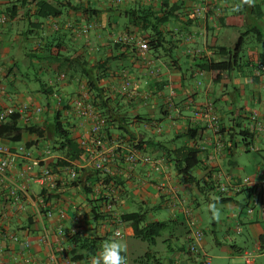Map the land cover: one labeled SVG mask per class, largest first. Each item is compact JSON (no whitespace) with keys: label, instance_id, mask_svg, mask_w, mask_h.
Wrapping results in <instances>:
<instances>
[{"label":"crops","instance_id":"obj_1","mask_svg":"<svg viewBox=\"0 0 264 264\" xmlns=\"http://www.w3.org/2000/svg\"><path fill=\"white\" fill-rule=\"evenodd\" d=\"M46 1L56 7L60 15L40 19L33 0H0V13L6 14L8 7L17 9L15 17L6 14V22L0 23V110L26 102L44 108L29 121L17 112L1 122L0 140L12 149L26 146L46 164L58 156L47 140L29 129L31 126L47 128L61 112L77 124L76 136L87 132L90 121L72 109L86 80L71 77L67 57H72L74 52L82 55L87 52L88 66L101 65L104 70L106 53L111 57L105 70L110 77L102 78L100 84L107 87L112 96L126 97L118 88L122 71L128 70L129 78L141 90H149L146 99L132 98L135 100L132 113L142 117V122L134 127L141 142L139 139L133 142H138L144 153L164 159L158 168L141 161L126 162L128 169L123 174H114L126 180V190L117 202L118 212L144 210L151 220L168 221L169 234L162 240L165 249L159 252L171 264H202L201 258L188 250V235L192 228L202 229L203 238L207 233H216V219L207 222L202 217L203 208L215 202L232 207L226 238L240 227L241 234L247 231L248 239L254 241V249L259 246L264 234V207H255L251 215L246 213L256 193L252 186L236 189L248 176L236 174L235 165L238 153L250 149L244 146L240 133L251 124L252 112H258L264 127V70L261 75L256 74L258 65L264 63V0H212V10L223 18L217 27L202 15L192 20L187 16L182 20L169 19L162 29L173 51L161 54L145 52L137 44L136 52L127 51L125 47L114 51L108 48V42L124 43L126 41L120 40L122 35L136 34H132L130 27L133 26L125 9L140 0L121 3L114 0ZM190 4L197 10L199 0H192ZM89 7L97 8L90 17L83 11ZM55 23L58 29L54 28ZM253 33L257 44L245 51L243 47L236 57L234 71L228 78L216 82L202 65L212 60H233L234 47L241 35L249 38ZM59 43L62 48L59 53H53ZM236 71L238 77L234 75ZM62 73L66 77L58 80ZM244 83L251 88L246 98L253 102L252 107L236 103L239 97H245ZM56 92L60 101L54 95ZM14 116L16 121H13ZM150 121L161 130L158 131L156 125H147ZM215 124L219 125L220 133L214 131ZM255 140V150L263 151L264 128H256ZM121 146L126 152L127 146ZM182 147L198 151V165L190 174L200 181L203 189L187 180L172 164L168 150ZM119 162L114 164L115 172L120 168ZM28 163L27 159H22L0 174V264H69L68 234L78 231L107 234L111 228L89 218L90 203L83 189L65 186L69 174H58L61 186L51 193L35 181L33 174L23 173ZM38 170L34 168L35 172ZM250 179L253 182L264 180V163L257 165ZM22 182L28 183L27 193L18 189ZM222 185L227 186L225 191L221 190ZM51 194L55 196L49 197ZM47 208L53 210V216L44 215ZM161 208L166 209V217L154 215V211ZM209 211L213 216L211 205ZM122 229L126 236H134L128 223H124ZM233 242V249H237V242ZM202 246L207 253L204 239ZM261 253L264 248L258 255ZM123 255L127 264H140L137 261L140 255L134 257L126 251ZM92 259L77 261V264H92ZM207 259L214 264L208 253Z\"/></svg>","mask_w":264,"mask_h":264},{"label":"trees","instance_id":"obj_2","mask_svg":"<svg viewBox=\"0 0 264 264\" xmlns=\"http://www.w3.org/2000/svg\"><path fill=\"white\" fill-rule=\"evenodd\" d=\"M190 3H192V0H148L147 2L140 0L136 5L129 6L125 9V13L128 16L130 25L133 26L130 27L132 34L133 32L136 33L133 34L134 40L124 43L119 40L117 42H108V48L110 51H114L117 48L125 47L127 51L136 52L135 38L139 36L148 40L149 50L153 54L172 53L173 48L167 44L169 41L167 40V34L162 29V25L171 18L182 20L187 16L192 20L197 17L196 8L195 6L192 7ZM33 4L37 7L36 15L40 19L60 15V11L46 0H33ZM83 11L85 15L88 14L90 17L97 12V8L89 7ZM4 12L12 18L17 15L15 6L13 8L8 7ZM217 20L220 23L223 22V18L220 16L217 17ZM245 37V34L241 35L236 42L234 47L235 58L233 60H212L202 65L204 69L212 73L216 82L228 78L234 71L236 57H238L239 51L243 49L246 42ZM54 48L53 53H59L62 45L60 43L56 44ZM86 56L87 52L84 55L74 52L72 57L68 56L67 58L71 64V77L78 76V78L86 80V87L90 94L88 100L92 103L98 115L105 119V125L101 133L110 140L113 135L117 134L118 139L122 142L131 144L138 139L141 142L134 129L136 124L142 122V117L132 113L135 100L126 98L121 94L112 96L108 88L100 84L102 78L110 77L105 70L108 68L107 62L111 57L105 53L104 60L106 63L103 64L104 70H101V65H96L97 67L95 68L88 66L89 62ZM16 119V116H14L13 121H16ZM76 127L77 124H73L69 116L58 112L51 125L47 126V128L39 129L31 126L29 131L35 132L41 138L47 140L50 149L59 154L55 158L48 160L47 165L55 174H69L65 186L70 189L75 187L83 189L90 203L89 218L93 222L100 223L106 216L103 205H108L107 193L115 190L118 191V196L120 197L126 190V180L120 176H114V174H123L128 169L125 161L126 152L119 148L117 159L120 161V168L114 173L97 170L91 165H86V159L83 156L84 149L78 141L79 137L75 135ZM14 132L20 133L18 130ZM240 134L246 136L248 132L243 129ZM243 141H245V138ZM168 152L174 167L184 173L187 180L194 182L203 189L204 187L201 186L200 181L190 174L192 168L198 165V151L193 148L182 147L169 149ZM70 169L75 170L76 178H71L70 174L72 172H70ZM101 180L103 182L98 184ZM59 186H61V181L57 183V187ZM59 192L61 193L62 190H58ZM54 196V194L49 195V197ZM120 216L124 223H128L133 228L134 237L150 245V249L140 256L139 260L137 259L140 264H171L170 261L164 260L159 251L151 248L157 244V239L162 236L163 231L168 229V221L151 220L148 212L144 210L122 212ZM110 238H113L110 233L84 234L78 231L68 234L70 242L69 257L72 261H84L93 258L101 245ZM260 246L264 248V234L260 237Z\"/></svg>","mask_w":264,"mask_h":264},{"label":"built area","instance_id":"obj_3","mask_svg":"<svg viewBox=\"0 0 264 264\" xmlns=\"http://www.w3.org/2000/svg\"><path fill=\"white\" fill-rule=\"evenodd\" d=\"M116 3H121L124 0H114ZM197 15L204 16L213 26L217 27L219 22L217 17L219 14L215 13L212 10V0H199V6L196 10ZM7 20V15L4 13H0V23H4ZM54 28L58 29V23L54 24ZM134 40V36L127 33L122 35L120 40L129 41ZM136 44L139 48L143 51L149 50V43L148 40L143 39L141 37H136ZM264 70V63H260L256 68V74L261 75V71ZM66 77L65 73L60 74L57 79L62 80ZM121 84L118 89H120L121 93L124 94L126 97L135 98L141 97V99H146L149 95V90H141L136 83H134L129 78L128 70H123L121 75ZM148 84V82H146ZM82 93L80 96L75 100L74 104L72 105V109L76 110L79 115L85 116L90 121V127L87 132L80 134L78 137V141L84 149L83 156L86 159V165H91L97 170H103L106 172L114 173V164L118 162L117 153L121 146L126 147V155L125 161L128 164H134L137 161H141L144 164H149L158 168V166L164 163V159L161 157H153L150 154L144 153L142 147H138V142H132L131 144L127 142H122L118 139V136L113 135L111 140L104 134H102V130L105 125V119L100 117L93 107L92 103L88 100L89 97V90L86 87V84H83ZM55 97H57L58 101H60V95L56 92ZM171 103V101H169ZM44 108L41 105L32 106L28 102L22 103L19 106H9L5 109L0 110V123L5 121L7 118L11 117L12 115L16 114L17 112H21L28 121L34 114L42 113ZM251 117V124L246 128L248 134L244 136V146L250 149H256V128L263 130V125L259 121V114L258 112H252L250 115ZM147 125L155 126L156 123L153 121L148 122ZM157 130L160 131L161 127L157 126ZM214 131L216 133H220L219 125H214ZM126 143V144H125ZM22 159H27L29 163L26 165L25 170L23 173L33 174L35 181H38L42 185H44L48 192L53 193L54 189L57 187V183L59 181L58 174L52 172L51 168L44 163L42 159L36 157L33 152L28 150L26 146L20 145L15 149H12L9 145L4 143L0 140V174H4L10 167H14L18 164V162ZM38 167L39 170L37 172L34 171V168ZM71 178H76L77 174H75L74 169H70ZM32 177V176H31ZM103 181H99L98 184L102 183ZM236 186V185H235ZM252 186L255 189L256 197L250 201L247 206L246 213L251 215L255 207H264V180L261 182H253L250 178H246L244 181H241L236 186L237 190H241L244 187ZM21 193H27L29 190L28 183L22 182L18 187ZM227 189L226 185L221 186V190L225 191ZM108 199V205H103L105 210V218H103L100 222L105 227L109 226L111 228V236L113 238H120L124 236V231L122 226L124 224L123 220L121 219L120 213L118 212L116 206L119 200L118 194L115 190H112L110 193L106 195ZM116 204V205H115ZM44 215L47 217L53 216V210L50 208L45 209ZM237 233H241V228H237ZM204 233L200 228H192L188 235V250L191 253L198 255V257H202V264H210V261L207 259V253L204 251L202 246ZM261 246H257L253 250H245L242 253V257L246 264H255L254 257L257 255L260 250ZM203 254V255H201ZM127 261V258H125ZM69 264H77V261H72L70 259ZM127 264V262H126Z\"/></svg>","mask_w":264,"mask_h":264},{"label":"rangeland","instance_id":"obj_4","mask_svg":"<svg viewBox=\"0 0 264 264\" xmlns=\"http://www.w3.org/2000/svg\"><path fill=\"white\" fill-rule=\"evenodd\" d=\"M256 34H252L251 37L246 38V42L244 44V50L251 49L256 41L255 38ZM250 39H253L254 41H251ZM257 43H255L256 45ZM247 53V51H246ZM239 72L236 71L234 74L235 76L238 75ZM232 89V86H230ZM243 89L245 90V97H239L237 99V104L240 105H250L251 107L254 105L251 100L246 98L247 95L250 94L249 89L250 86H247L245 83L243 85ZM244 137V136H243ZM257 147V146H256ZM236 165H235V172L236 174L240 176H248L247 178H250V176L256 172V167L259 163H264V150L263 151H256L255 149H249L247 151H240L236 157ZM226 167L229 168V165L226 164ZM257 175V174H256ZM239 198L243 201L244 197L239 196ZM161 204V201L158 202ZM209 205L212 206V213L213 216L210 214L209 211ZM202 217L205 221L211 222L214 219L217 221L216 225V233L212 234L207 233L206 237L203 238L206 242V250L208 255L210 256L211 260L214 261V264H246L243 257L241 256L243 251L245 250H253L254 249V241L251 239H248V233L245 231L243 234H239L236 231H232L229 233L228 238H226L227 232L226 227L227 224H230V214L232 212V207L230 205H225L223 203L215 202L212 204H207L203 208ZM154 215L156 217H166V209L161 208L160 210L154 211ZM242 231V230H241ZM125 233V232H124ZM167 234H169V229L164 230L162 233V236L157 239V244L152 246V250L160 251L162 250V253L165 249V244L162 241L167 237ZM118 240H122L124 243H126V252L134 257H138V255H143L147 250L150 249V245L142 241L139 238H136L134 236H124L120 238H115ZM219 242H216V241ZM236 241L238 244L237 249H233V244ZM255 264H264V253L257 254L254 257Z\"/></svg>","mask_w":264,"mask_h":264},{"label":"clouds","instance_id":"obj_5","mask_svg":"<svg viewBox=\"0 0 264 264\" xmlns=\"http://www.w3.org/2000/svg\"><path fill=\"white\" fill-rule=\"evenodd\" d=\"M125 250L126 243L122 240L110 238L101 245L99 251L94 255L92 264H126L123 255Z\"/></svg>","mask_w":264,"mask_h":264}]
</instances>
